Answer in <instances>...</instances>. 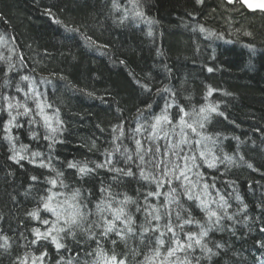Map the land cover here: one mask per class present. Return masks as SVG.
Wrapping results in <instances>:
<instances>
[{
	"label": "trees",
	"instance_id": "16d2710c",
	"mask_svg": "<svg viewBox=\"0 0 264 264\" xmlns=\"http://www.w3.org/2000/svg\"><path fill=\"white\" fill-rule=\"evenodd\" d=\"M34 92L41 94L39 101L51 105L45 108L48 116L59 110L62 129L53 143L45 139L50 133L35 111L17 115L23 107L13 109L14 139L9 142L4 97L34 110ZM166 105H171L167 115L172 124L161 126L157 140H148L154 118ZM208 105L217 110L201 121L200 109ZM181 107L191 114L185 120L196 132L184 130L189 143L175 150L178 156L165 154L181 139L179 127L172 131ZM138 124L145 130L135 133ZM118 125L123 126V136L119 128L113 131ZM136 139L145 148L159 146L155 160L169 168L173 163L183 166L185 156L196 157L195 166L187 162L188 175L197 185L193 191L200 194L203 185H209V195L202 198L213 201L209 208L221 217L219 223L215 218L209 221L199 200L187 198L183 180L162 176L164 165L154 169L150 163L140 164ZM13 149L24 157L19 163L10 159ZM34 152L42 156L33 162ZM108 152L112 164L95 168ZM127 155L133 159L126 161ZM152 159L151 153L145 156V161ZM41 160L50 167H40ZM69 162L86 163L94 171L81 177ZM138 165L165 181L172 179L160 192L176 189L177 203L168 207L181 242L187 233L199 236L201 226L208 230L201 243L211 253L194 246L178 253L181 259L187 255L191 264H264V13L225 0H0V245L8 238L7 247L0 246V264H20L25 257L33 264V257L45 252L35 264H92L97 241L109 256L126 258V264H145L160 234L140 235L150 225L137 208L145 207L144 197L156 191V184L140 176ZM129 167L133 176L110 171ZM57 173L62 176L57 178ZM52 179H57L55 187L48 183ZM50 188L64 194L60 200L80 189L89 213L74 235L61 233L65 247L60 250L51 239L32 243L33 229L45 232L51 224L41 221L55 220L41 200ZM125 195L135 201L125 209L133 218L135 234L124 240L115 233L102 237L96 205L107 198L116 207ZM221 197L226 207L218 206ZM147 203L160 209V231H165L164 195L149 197ZM36 209L38 220L28 215ZM188 219L193 223L177 227ZM163 239L162 255L172 246V233L165 232Z\"/></svg>",
	"mask_w": 264,
	"mask_h": 264
},
{
	"label": "snow or ice",
	"instance_id": "6c2138e0",
	"mask_svg": "<svg viewBox=\"0 0 264 264\" xmlns=\"http://www.w3.org/2000/svg\"><path fill=\"white\" fill-rule=\"evenodd\" d=\"M197 2H200V0H197ZM233 0H228V3H232ZM243 3L247 4L249 8L252 9H260L264 11V0H259L258 3H251L249 0H242ZM136 15L140 16L143 15L142 13H136ZM59 23V21H57ZM250 35V33H249ZM11 67V65H9ZM208 71H212L211 68L208 69ZM22 79L27 80L28 77H22ZM147 87V86H145ZM167 89H165L166 91ZM212 89H209V95L212 93ZM40 93H33V98L37 100L36 102V108L29 109L25 105H22L20 103H13L8 97H4L7 103V110L9 112L10 119L9 121L5 124V131L6 133H9L8 135L5 136V139H7L9 142L13 141V137L10 135L11 128L14 126L13 122L16 120V116H13L12 110L13 109H19L22 108L24 109L23 113L17 112V115H28L31 112L35 111L36 115L39 116L44 123V126L47 128L48 132L50 133L49 136H45V139H50L52 140L53 143H55V135L61 131L62 129V121L59 119L58 112L59 110H56V114L54 116H48L45 113V108H50L51 105L44 104L42 101H39V96ZM91 95V94H90ZM171 105H166V108L164 112H162L161 115L156 116L154 118V123L151 124V133L147 137L148 140L155 141L159 138V133L162 131V125L168 124L171 125L172 121L170 120L169 116L167 115V107H170ZM149 108L151 105L148 106ZM217 108L216 106L208 105L207 107H202L200 109V113L203 114L201 116V121H204L208 118V116L211 113L216 112ZM180 112L182 115H180V119L177 122L176 125L172 126V131L174 132L177 127H179L180 132L179 135L181 139L174 145H171L170 148H167L165 151V154L171 152L173 155H177L178 153L175 151L181 144H187L189 143V140L187 139V134L185 133V129H191L192 132H196V128L193 126V124L187 123L185 120V116L191 115L190 113H185L184 109L181 107ZM53 120L55 121V126H53ZM35 121V117L33 118V121ZM19 126V125H16ZM199 126L201 128L204 127L203 122L199 123ZM119 128L120 130V136L124 135L123 132V126L118 125L116 128L113 129L115 132ZM144 126L143 125H137V127L134 129L135 133H140L143 132ZM35 136V133H33ZM168 133H165V136H167ZM114 139H119V137H114ZM207 139V138H205ZM197 144L200 143L199 140L196 141ZM135 155L139 159L140 164L144 165L146 163L152 164L154 169L160 168L161 165H164L162 169V176L163 177H171L174 178L175 180H183L184 183L181 185V187L184 190V194L187 196L189 200L196 199L200 201V207L207 212L208 219L209 221H213V218H215L214 223H219L221 217L217 214L216 211H212L209 208V203H212L213 201H208L202 198V196H207L209 195L208 193V188L209 185L204 184L203 185V192L200 194H197L193 191L197 187V185L190 179L188 173L191 171V169L188 166V160L193 161V166H195L194 161L196 159L195 156H185L184 159V165L181 166L180 164L173 163V166L169 168L167 164L163 160L156 161L155 160V155L160 152L159 146L155 147V150L150 146L148 148H145L144 145L142 144L140 139L135 140ZM51 147V145H50ZM116 151H119V147L115 149ZM14 154L10 157V159L16 161L19 163L20 159H23L24 157L19 155V152L13 149ZM127 152V149L125 150ZM152 154L153 159L150 161H145V156ZM107 159L103 164H96L95 168H102L108 165L112 164V153L108 152L106 153ZM42 154L40 152H34L32 153L33 157V162L35 161V158L41 157ZM199 156L201 158H205V153L200 152ZM133 159L132 155H127L126 161H131ZM215 159V158H214ZM226 159L231 160L230 157H226ZM40 167H50V164H45L43 160L40 161L39 164ZM214 163H209V167H214ZM251 167V165H249ZM69 168H76L78 169L79 175L81 177L87 176L91 174L94 169L89 168L87 164H83L82 166L77 163H72L69 162L68 164ZM137 167H140L139 165ZM110 171H114L120 175L124 176H133V172L131 170V167L128 168L127 171L124 169L120 168H115L111 169ZM62 173H57V178L61 177ZM140 176L144 180H148L151 182H154L156 184V191L152 192L149 191L145 195L144 199L146 202L145 207L142 209L140 207L137 208L138 211L143 210L146 214V221L150 225V227H144L140 233L141 236H143L145 233L148 232H159V238L156 240V248L153 252V255L148 257H145V264H191V261L188 259V256L185 255L183 259L178 256V253H187L188 250L193 249L194 246H199L202 249H204L205 252L211 253V249L207 248L205 244H202L201 241L203 240L204 237L208 235V230L205 229L203 226H201V231L199 233V236H197L195 233H187L186 234V241L181 242L177 236V233L175 231V228L173 226L172 222V211L170 209V205L177 203L176 198H175V193L176 189L172 188L168 193L162 194L160 192V188H162L167 182L168 184L172 183V179H168L165 181L162 178H158L151 173L145 172L143 167H140ZM33 181L37 180V177L33 176L31 178ZM113 179H116V177H113ZM60 184L61 186H64L63 180L60 179ZM49 184H51L53 187L57 184V179H52L48 181ZM101 191L104 192L106 189L101 188ZM48 195L46 198L42 197L41 200L43 202L42 206L45 210L48 212H51L52 215L55 217V220L49 221V220H43L41 221L42 224L44 225H49L51 226L45 231L41 232L39 229H33V232L35 234L36 239L32 241L33 244L37 243L39 240L44 239L48 240L51 239L52 243L55 244V247L57 250H60L61 248H64L65 245L60 243L61 233L71 234L74 235V229L80 228L81 225H83L87 220L89 213L85 210L86 205L82 203V198H81V190L80 189H74L72 194L70 196H64L63 200H60L59 197L63 196V193H56L53 192L50 189H48ZM112 194L109 193V196ZM161 195H164L165 200L167 202V205L165 206V217H167V224L165 225V231H160V225L159 221L162 219L161 214H160V209L156 205H152L150 203H147L149 197H155L159 198ZM55 201V203H54ZM129 203H135V201H132L131 197H128L125 195L123 200L116 201V207H113L112 202L109 201L107 198L103 199L100 203L96 205V212L100 214V221L101 223H96V227L102 228L101 236L102 237H107L110 233H115L121 240H124L128 234H135L134 233V228H133V218L125 211L127 205ZM219 207H226V202L223 201V197H221L220 202H217ZM110 214L111 219L108 218V215ZM29 216H31L33 219H39V210H33L32 212L28 213ZM177 218H179V213H176ZM156 221L157 223L152 226V222ZM117 222L120 223L121 227H117ZM193 221L191 219L183 221V223L177 225V227H180L181 229L183 228L184 224H191ZM63 225V226H61ZM89 228H91V225H89ZM165 232L172 233V240L171 244L172 246L167 249L166 254L161 253L160 249L164 247L165 245V240L163 237L165 236ZM4 239V244L0 245L3 247H7V237H3ZM113 244L116 243V241H112ZM98 248L95 250V259L93 260L92 264H126V258L124 259H117V256L115 254L109 256L107 253L103 251L102 248L99 247V241H97ZM217 247H221L220 245H217ZM47 253H41V256L39 258L33 257V264H35L36 259H43L44 256H46ZM89 255H92V253H89ZM63 259V258H61ZM20 264H27V257L23 261H20Z\"/></svg>",
	"mask_w": 264,
	"mask_h": 264
},
{
	"label": "water",
	"instance_id": "95a60500",
	"mask_svg": "<svg viewBox=\"0 0 264 264\" xmlns=\"http://www.w3.org/2000/svg\"><path fill=\"white\" fill-rule=\"evenodd\" d=\"M227 3H228V0H225ZM234 1H236V0H233V2ZM239 2H240V4L246 9V10H248V11H250V12H256V11H258V12H262V13H264V11H262V10H260V9H252V8H249L248 6H247V4H245V3H243L242 2V0H238ZM249 2H251V3H258L259 2V0H249Z\"/></svg>",
	"mask_w": 264,
	"mask_h": 264
},
{
	"label": "flooded vegetation",
	"instance_id": "af4514ba",
	"mask_svg": "<svg viewBox=\"0 0 264 264\" xmlns=\"http://www.w3.org/2000/svg\"><path fill=\"white\" fill-rule=\"evenodd\" d=\"M236 1H238V0H236Z\"/></svg>",
	"mask_w": 264,
	"mask_h": 264
}]
</instances>
